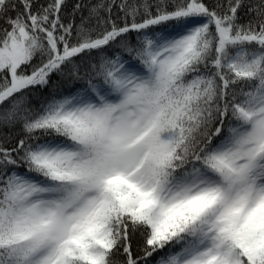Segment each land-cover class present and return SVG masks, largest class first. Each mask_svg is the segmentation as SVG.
Here are the masks:
<instances>
[{"label": "snow or ice", "instance_id": "obj_1", "mask_svg": "<svg viewBox=\"0 0 264 264\" xmlns=\"http://www.w3.org/2000/svg\"><path fill=\"white\" fill-rule=\"evenodd\" d=\"M66 8L0 0V264H264V0Z\"/></svg>", "mask_w": 264, "mask_h": 264}, {"label": "trees", "instance_id": "obj_2", "mask_svg": "<svg viewBox=\"0 0 264 264\" xmlns=\"http://www.w3.org/2000/svg\"><path fill=\"white\" fill-rule=\"evenodd\" d=\"M39 2L44 3L46 2V0H39ZM67 2V8L65 10V18L66 19H71L72 17V12H73V7L76 3L80 2V0H66ZM87 2L91 3L93 2V0H87ZM206 3L208 4H214L216 3V0H205ZM241 17L243 20H247V16L245 15V13L243 11H241L240 13ZM76 22H79V15L76 16ZM174 30L172 25L170 24L168 26V31H172ZM134 36V34H133ZM83 84L82 81H76V82H70L67 80H62L61 77L59 76H53L52 77V82L51 85L48 89L42 90L41 92L35 94V98L33 99V104H35L36 106H38V100L40 99H44L46 97H48L51 93L53 92H64V93H68L69 91L75 89V88H79L81 87ZM3 131H7V130H3ZM2 134V133H0ZM19 134V130H15L13 132V135H17ZM142 238L141 237H137L133 240V248L135 249L137 244L140 242ZM150 259H155V257L150 258Z\"/></svg>", "mask_w": 264, "mask_h": 264}]
</instances>
